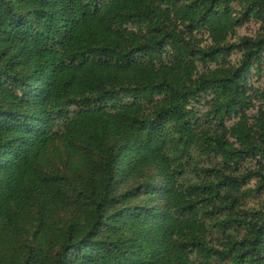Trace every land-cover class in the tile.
Wrapping results in <instances>:
<instances>
[{
	"label": "trees",
	"instance_id": "1",
	"mask_svg": "<svg viewBox=\"0 0 264 264\" xmlns=\"http://www.w3.org/2000/svg\"><path fill=\"white\" fill-rule=\"evenodd\" d=\"M262 195L264 0H0V264H264Z\"/></svg>",
	"mask_w": 264,
	"mask_h": 264
},
{
	"label": "rangeland",
	"instance_id": "2",
	"mask_svg": "<svg viewBox=\"0 0 264 264\" xmlns=\"http://www.w3.org/2000/svg\"><path fill=\"white\" fill-rule=\"evenodd\" d=\"M259 30V25L255 22L248 23L244 25L243 27L237 29V37H243V36H250L254 35ZM235 59V57H234ZM256 182H253L251 184L252 187L255 186ZM264 199V195L261 197L255 198L251 201L252 206H258L259 203Z\"/></svg>",
	"mask_w": 264,
	"mask_h": 264
}]
</instances>
